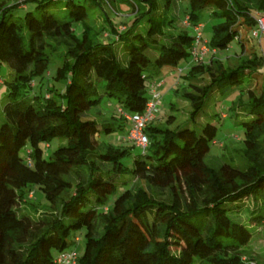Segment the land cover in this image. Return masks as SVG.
<instances>
[{"label": "trees", "instance_id": "trees-1", "mask_svg": "<svg viewBox=\"0 0 264 264\" xmlns=\"http://www.w3.org/2000/svg\"><path fill=\"white\" fill-rule=\"evenodd\" d=\"M48 1L38 0L37 6ZM139 1L146 3L147 12L159 8L157 0ZM170 1L162 0L160 6L168 9ZM242 1L186 0L191 25L198 23L196 11L209 6L219 19L207 39L210 50L224 49L236 39L237 25L252 28L256 12L264 17V0ZM7 8L0 11V62L8 65L13 76L4 81L8 91L0 121V264H54L51 251L66 249L70 233L80 227L84 228L83 250L76 264H194L196 259L209 264H251L241 254L250 232L229 214L241 212L250 202V223L258 225L262 218L255 211L264 201V86L257 94L248 91L246 113L250 119L242 122V154L248 162L244 169L227 163L217 168L205 164L203 157L215 134L210 123L199 132L148 123L144 128L148 144L131 154L127 167L121 157L130 154L134 145L119 149L105 144L103 150L95 151L98 144L94 139L95 133L120 129L127 123L125 119L101 123L80 119L98 100L96 82L103 81V93L114 96L124 111L138 112L148 96L144 71L150 59L146 49L156 51L154 66L175 65L180 57H189L192 35L164 33L162 28L170 20L159 17L150 19L142 36L134 33L135 17L129 28L115 32V41L122 33L132 38L122 45L127 62L121 66L115 41H92L85 25L81 37L73 33L71 21L82 20L86 14L82 4L66 0L67 14L62 17L44 9L38 16L26 10L21 20L5 14ZM133 10L138 11V6ZM162 40L166 44L159 42ZM48 41L63 45L65 56L71 58L70 78L60 95L63 102L48 95L40 97L37 92L25 96L32 77L46 69L44 47ZM236 42L242 53L241 39ZM257 44L261 55L256 57L251 50L252 56L236 66H224L213 56L188 66L185 78L195 92L182 96L190 100L191 120L207 93L241 82L253 65L264 64V36ZM200 79L204 83H193ZM52 137H61L65 143L44 157L41 144ZM26 145L28 159L24 161L19 152ZM68 173L75 183L66 178ZM136 180L150 191L136 186ZM182 183L192 203L184 210L176 193ZM124 184L128 186L106 206L107 195ZM29 185L44 193L51 205L66 187L74 185V190L66 199H59L58 213L32 218L16 209L21 200L26 202L22 188L30 190ZM164 190L166 198L157 197ZM197 198L200 204L195 203Z\"/></svg>", "mask_w": 264, "mask_h": 264}, {"label": "rangeland", "instance_id": "rangeland-1", "mask_svg": "<svg viewBox=\"0 0 264 264\" xmlns=\"http://www.w3.org/2000/svg\"><path fill=\"white\" fill-rule=\"evenodd\" d=\"M37 1L38 0H27L21 4L19 0H0V11L10 6L6 9L5 14L10 15L11 19L15 20H21L26 10L31 11L35 16H38L43 9L59 17L66 16L67 14V10L65 9L66 0H49L41 7L37 6ZM73 1L82 4L86 12L82 20L71 21L73 33L77 37H81L83 26L85 25L89 27L87 33L88 37L94 42H114L117 33H121V28H129L135 17H137V21L134 33L142 36H145L150 19H158L159 17L170 20V22L165 24L162 28L164 33L171 32L172 34H177L178 32H185L188 35H193L192 28H185L181 23L182 19L190 12L186 0H171L168 9L160 6L162 0H157L159 8L150 12H147L148 7L146 3L139 0ZM242 2H244V0ZM136 5L138 6V11L133 10ZM212 10L213 7L209 6L198 12L196 11L198 23L201 26V37L205 39L210 38L212 31L211 26L219 21L218 18L212 15ZM237 30L236 39L231 40L226 48L212 53L208 47L209 50L202 57V60L206 62L209 57L213 56L224 66L232 67L251 57V50L256 57L261 55L259 45L256 40L250 36L251 27L239 24L237 25ZM22 37L24 45H26L27 32L25 29L22 30ZM238 39L242 41V53H240V46L236 42ZM127 41H132V38L124 37L122 33L119 41L113 43L121 66H125L127 62V55L122 47L123 43ZM159 42L166 44L164 40ZM47 44L48 45L44 47V52L47 56L46 69L40 75H34L32 77L30 82L31 86L28 85L25 87V96L29 97L32 93L37 92L40 97L48 95L63 102L64 99L60 95L64 92L65 85L70 78V69H68V67L71 64V58L65 56V47L63 45H57L52 41H48ZM145 53L150 59V63H148L144 71L146 74L144 80L145 90L148 93L151 86L157 84L156 90L160 95L156 104L154 118L149 124L153 127L170 130L187 127L199 132L202 125L210 123L215 126V134L213 142L211 141L209 143L208 149L203 157L205 164L217 168L220 164L227 163L236 168L244 169L248 162L242 154V122L250 119V115L246 113V108L249 105L248 91L253 90L254 93L257 94L264 86V64L253 65L252 70L248 74H244L241 82L216 88L207 93L201 99V105L197 115L191 120L190 111L192 108L190 100L182 96L184 92H195L192 86H188V80L185 78L188 66L192 64L190 57H180L175 65L163 64L160 67H156L152 63L156 51L148 48ZM57 70L61 71V75L56 76ZM12 76L13 72L8 65L5 62H0V121L2 120L1 108L7 100L8 91V87L4 81H10ZM204 81L205 79H200L199 82L193 83L200 85L204 83ZM102 84L103 81L96 82V86L98 87V100L81 113L80 119L94 120L97 123L113 120L123 121V117L119 114L118 108L124 110V107L114 96H107L103 93ZM127 128L128 125L125 123L118 130L110 131L106 134L95 133L94 139L96 144H98V149L95 151L103 150V145L105 144L116 146L119 149L131 147L132 143L125 139ZM150 139H152V137H149V140ZM64 143L65 140L63 138L52 137L47 143L41 144L42 155L46 157L52 150ZM27 149L26 145L19 152L24 161L28 159L26 153ZM139 150L140 149L137 147H132L130 154L121 157L122 163L130 167L131 154ZM66 178L71 183H75V178L72 174L68 173ZM134 183L136 186L141 185L147 191H150L142 181L136 180ZM29 186L30 190H27V187L22 188L26 202L21 200V202L16 205V209L19 213H27L32 218L41 217L43 215L51 217V214L58 213L60 207L59 199H66L74 190V185L66 187L57 195V199L51 205V202L44 198V193L36 186ZM126 186H128V184H124L122 187L116 186L115 190L107 195L105 205L109 207L114 198ZM183 187L182 183L180 188L178 187L176 191L182 203V210H184L185 207H192L190 197L184 192ZM166 192L167 191L164 190L161 195L157 197L166 198ZM199 200V198L195 199V203L200 204ZM50 205L51 207H49ZM250 207L251 203L248 202L241 212L235 215L229 214V217L243 224L250 232V238L241 247L242 256L246 260H249L251 264H264V201L255 211V214L259 213L262 215L258 225L251 224L248 220V210ZM99 208H101L100 205ZM101 231L102 229L100 228L99 232ZM83 232L84 228L80 227L70 233L68 237V246L66 247L67 250H73L77 255L81 254L83 250ZM56 254V251H51L53 259L56 257ZM194 264L209 263L205 260L199 262V260L196 259Z\"/></svg>", "mask_w": 264, "mask_h": 264}, {"label": "built area", "instance_id": "built-area-1", "mask_svg": "<svg viewBox=\"0 0 264 264\" xmlns=\"http://www.w3.org/2000/svg\"><path fill=\"white\" fill-rule=\"evenodd\" d=\"M19 1H21L20 3L22 4L23 1L26 0ZM254 21L255 23L251 28L250 36L255 39L257 43H259L261 38L264 36V17L260 13L256 12L254 14ZM181 23L185 28L190 27L193 30V38L189 49V57L192 63H197L202 60V57L209 50L207 39L201 37V26L199 23L191 25L187 16L182 19ZM211 52H214V50L211 49ZM156 86L157 84L151 86L147 99L144 103V107L140 111L130 113L118 108L119 114L123 117V119H125L128 125L125 139L130 141L132 145L142 151L148 144V139L144 133V128L154 118L156 104L160 96L159 92L156 90ZM77 258L78 255L75 251L64 249L57 252L53 262L54 264H76Z\"/></svg>", "mask_w": 264, "mask_h": 264}]
</instances>
